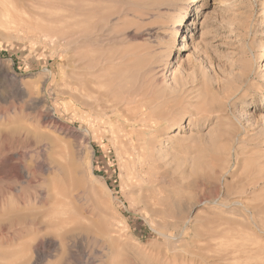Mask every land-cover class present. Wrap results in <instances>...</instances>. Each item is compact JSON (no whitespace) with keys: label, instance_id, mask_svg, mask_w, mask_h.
Segmentation results:
<instances>
[{"label":"rangeland","instance_id":"374dc122","mask_svg":"<svg viewBox=\"0 0 264 264\" xmlns=\"http://www.w3.org/2000/svg\"><path fill=\"white\" fill-rule=\"evenodd\" d=\"M90 1L0 0V113L8 118L0 132L29 133L32 149L46 147L50 167L47 174L34 169L33 153L23 165L35 182L0 179V189L12 186L25 198L41 191L50 200L22 207L7 195L4 219L23 214L56 220L65 207V224L51 229L50 237H82L47 264H264V0ZM98 26L110 34L104 54L62 41L72 29ZM50 33L57 40L48 41ZM96 52L138 58V64L147 56L160 94L186 89L177 94L182 103L173 108L175 121L147 134L153 160L165 173L154 197L142 180L143 158L114 142L121 135L117 124L85 121L69 105L71 67L79 79L85 56ZM177 57L183 64L172 73ZM126 63L123 71L137 64ZM115 70L105 77L109 82L119 78ZM105 78L101 83H109ZM14 85L22 94L11 90ZM45 114L51 118L47 127L40 125ZM218 222L229 235L198 237L196 232ZM243 244L260 248L245 254ZM34 245V236L27 235L0 247V264H22Z\"/></svg>","mask_w":264,"mask_h":264},{"label":"bare ground","instance_id":"6f19581e","mask_svg":"<svg viewBox=\"0 0 264 264\" xmlns=\"http://www.w3.org/2000/svg\"><path fill=\"white\" fill-rule=\"evenodd\" d=\"M92 1H90V2H92ZM157 1H159V0H157ZM156 4H154V5L156 6ZM151 8H153V7H151ZM167 8L165 7L166 10H168V9L170 10V8H168V9ZM90 9H89V12H90ZM162 9L164 10V8H162ZM7 10H9V9H7ZM93 10H95V9H93ZM86 11L87 10H85V12ZM6 12H8V11H6ZM11 12L12 11H10V13ZM95 13H97V12H95ZM9 15L10 14H8V16ZM148 15H150V14H148ZM159 15L161 16L162 14H159ZM145 18H146V16H145ZM158 18H159V16H158ZM162 18H163V16H162ZM166 24H168V23H166ZM102 26H101V29L98 26L99 29L94 28V29L85 30V31L72 29L71 31L66 33V37H64L62 39V41H64L65 44L67 43V45L71 44L72 41H74V43L88 44L87 46L90 45L91 48L97 47V48L101 49V53H103L102 48L105 47L104 41L107 40L106 38H108L109 37L108 35H110V34L106 33V34H108L107 35L108 37H107L105 35V32H104L105 30H103L105 28V26H103L104 27L103 29H102ZM161 27L165 28L164 25H161ZM106 32H108V31H106ZM156 33H157V31H156ZM152 34H151V36H152ZM58 37L59 36H55V35L50 33L47 36V39H48V41L50 39L57 40ZM109 40H111V39H109ZM109 40H108V42H109ZM148 41H151V40H148ZM50 42H51V40H50ZM88 49H89V47H88ZM155 49H153V50H155ZM85 50L87 51V49H85ZM91 50H93V49H91ZM96 50L98 51V49H96ZM154 52L155 51H153L152 54H154ZM88 53H90V52H88ZM96 53L95 54L92 53L93 55L85 56L86 58H88V60H86L82 65L83 66L82 67V76H83L82 80L80 79L82 77L81 75H80L79 79L74 78V76L76 74L74 72V67H71L67 83L65 82L66 88H67L66 89L67 94L69 97V105L72 109H75L76 107H78L79 110L81 111V115L85 121H88L89 119H93V120L100 122V123L106 122V123H108V125L110 127L113 124H117V130L115 131V133L116 134L120 133L121 135H119V139L116 136L114 139V142H116L120 146L121 151L131 152L132 154H134V156H136L134 158H138V159L143 158L142 163H143V169H145V174H143L144 176L142 177V180L144 181V183L146 185H148V191L151 194L150 196L154 197L157 193H159V189H161L160 184L165 179V173L163 171H161V169H160L161 166L156 164L153 160V155L151 154L149 147H148L151 144V141H149L147 139V134H151V136L155 135L158 132V129L161 126V123H163V122L166 123L167 121H170L171 119H172L171 121L174 120L173 118L176 117V114H174L173 108H176V106L178 107V105H180L182 103L180 96H178L177 94L179 93V95H180V93L181 94L183 93V95H185L186 93L184 94V92H186L185 91L186 89H185V87H183L185 90L181 89L182 87L181 88L179 87L180 89L178 90V92L176 90L177 93L175 96H172V94L175 93L174 92L175 90L173 92H165V93L163 92V94H160V92H159L158 88H156V84H155V83H157L156 77L154 78L151 75L152 73L154 75V70L156 69L153 66L154 62L150 63L151 59L149 61L147 56L146 57L142 56V57H144V59L147 58L148 60L147 59L144 60L143 58H141L139 60L140 63L138 64L137 63L138 58L136 59V57L133 55L132 57H134L137 62H135V60L132 58H130V59L134 60V63H137V64H135V66H131V69L130 68L128 69L126 67L128 70L123 71L122 70L124 67L123 65L127 61H129L130 59H125L124 56L118 57L116 55L114 56L111 54L110 55L106 54V56H105V55H103L104 53L103 54H101L99 52L97 54ZM148 53H151V52H147V54ZM160 53H161V50H160ZM147 54H144V55H147ZM126 56L128 57V55H126ZM129 56L131 57L130 54H129ZM149 57H151V56H149ZM156 57H157V55L155 56V58ZM142 59L146 62L141 63ZM152 59H154V58H152ZM80 60H82V59L80 58ZM158 61H160V60H158ZM129 63L130 62H127L126 66H127V64L129 65ZM132 63H133V61H132ZM132 63H130V64H132ZM182 64H183V61L181 60V58L177 57L176 58V69H174V71L172 73L178 72L181 69ZM156 65H157V63H156ZM158 66H156V67H158ZM79 68H81V67H79ZM112 70H115L119 73V78L117 77L118 78L117 80H112V81L110 80V82H109L108 79H106L105 77L106 76L108 77V73H111L110 71H112ZM158 70H159V68H158ZM0 73H2V72H0ZM8 73L9 72L6 70L4 72V75L5 74L8 75ZM80 73H81V71H80ZM126 73H130V75H128ZM117 74H115V75H117ZM157 74H158V72H157ZM111 77H112V79H114V78L116 79L115 76H111ZM111 77H109V78L111 79ZM73 78L75 80H77V81H75L77 83H75L73 81L74 80ZM102 78L103 79L105 78L106 81L109 83H107V82H106L107 84L101 83ZM237 80H238V78L235 79L234 82H237ZM180 85H182V84H180ZM157 86H158V84H157ZM176 88H177V86H176ZM176 88H174V89H176ZM11 90L16 94H19V93L22 94L17 85L12 86ZM230 91H231V88L228 89V92H230ZM228 95H229V93H228ZM31 98H29V99H31ZM183 100H184V98H183ZM155 107H158V109ZM261 108H262V106H260V105L257 107L258 110ZM204 109H206V108H204ZM176 110H177V108H176ZM200 111H202V109ZM204 111L205 110H203L202 112H204ZM40 118H41V124L40 125H43V127H47L48 123H50V119H51L50 116L48 114H45L43 116H40ZM3 121L6 123L8 121V118L3 113L2 114L0 113V122H3ZM177 123H179V122H177ZM128 126H130V130H127ZM136 127L138 129H136ZM60 129H61V127H60ZM39 142H42V141H39ZM43 142H45V140ZM0 145L2 146V149H3V155H2V157H0V179L1 180L12 179V180L19 181V182L21 181V183H24L26 185L31 184L34 181L32 179L33 177L31 178V175L29 174L28 170H26V167L23 165L24 160H26L27 158H31V157L32 158L35 157V161H33L34 162L33 168L35 167L34 169L41 172V174H47L48 173V170L50 167L48 168L47 163H46L47 162L46 161V147L44 145H42V149H41V147H40V149H38V145H37L36 146L37 151L32 149L31 148L32 140H31V136L29 133L25 134L22 137L16 131L0 132ZM33 153H34V157L31 156V154H33ZM4 166H6L5 169L3 168ZM23 179H25L26 181ZM44 181L45 180L43 179V182ZM17 188H19V187H17ZM20 193L21 192L18 189H14V188H12V186L8 187L5 190L0 189V247H3L5 245H9V244H13L15 241H17V240H19V239H21L27 235H33L35 245H34V247H32V255L28 260L24 261L22 264H47L48 258L50 259V257H52V255L56 254L57 252H59L61 250H62V252L65 253L64 248L67 249L71 242H75V241L78 242V240L81 239L82 236H80V234H77V235L72 234L71 235V233H69V232H67L65 235L61 236L58 241L55 239H52L50 237L49 234H50L51 229L56 227L58 223H59L58 226L60 228L63 227L65 224L64 216L66 215V213H65L66 211H65V207L63 205L60 206L59 212L56 213L57 214L56 220H55V218H56L55 217L54 219H51L49 221H43L41 219H37L36 217H28V216L23 215V214L16 215L14 218H11L10 221H7L6 219H4L5 215H4V213L1 214V212L2 211L4 212V208H5V206H7L6 201H5V198L7 195H9V197L11 196L14 199L13 200L14 203H17V204L21 205L22 207L28 206L29 204L39 205V206L43 207V206H46L47 203L49 204V202H47V201H50V200H47L48 199L47 197H43V195L45 193L43 194L41 191L39 193L37 192L38 195H34V197L28 196L27 198L21 196ZM245 210L247 211V208H245ZM207 223H208V221H207ZM203 224L205 225L206 223L204 222ZM222 224H223V222H222ZM200 225L202 226V224H200ZM210 225H212V224H210ZM210 225L205 227V231L203 232L204 234L200 233L198 230H196L198 232H196V231H194V232L199 233L198 237L200 239L204 238V239H206V240L208 239L210 241L222 239L229 233L228 229L225 226L221 225L219 222L217 225H213V226H210ZM232 225H233V223H232ZM108 230L110 231V229H108ZM67 234H69V235H67ZM194 235L197 236L196 234H194ZM259 248L260 247L258 245L254 246V247H248L246 244H243L242 247L239 248V250H241V252H244L245 254H249V253H256L257 251H259ZM64 253H62V254H64ZM64 263H65V261H63L61 259L60 261H58L57 264H64Z\"/></svg>","mask_w":264,"mask_h":264}]
</instances>
